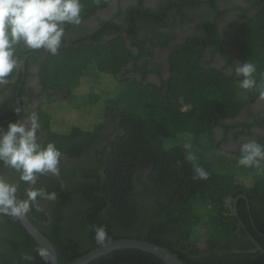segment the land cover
Masks as SVG:
<instances>
[{"label": "trees", "instance_id": "1", "mask_svg": "<svg viewBox=\"0 0 264 264\" xmlns=\"http://www.w3.org/2000/svg\"><path fill=\"white\" fill-rule=\"evenodd\" d=\"M112 1L80 0L81 22L108 8ZM135 1L124 17L126 27L111 21L100 22L93 33L84 30L73 35L78 25L65 24L58 54L48 53L42 61L43 85L47 68L54 59L79 62L80 75L74 89L77 88L78 95H92L96 100L82 108L70 109L64 101L54 108L50 104L39 106L36 113L41 128L37 135L43 144L54 143L62 155L76 160L90 147L87 160L70 168L60 162L59 176L42 175L31 186L20 182L17 173V181L5 180L18 185L17 196L21 200L27 198L25 192L29 188L57 193L55 201L39 199L27 214L33 226L53 245L57 264H70L98 248L93 230L99 226L110 237L106 243L147 241L169 249L185 264H264V253L239 227L240 219L264 251V181L247 186L237 173L219 171L215 166L218 161L219 166L223 162L238 165L240 148L226 150L215 145L213 152L223 153L222 158L197 159L195 163L209 173V178L203 181L193 180V165L185 159L186 141L190 140L194 147L200 135L211 140L214 127L235 119L243 107L259 96L253 89L244 100L240 99L236 91L240 77L204 66L206 42L202 38L191 37L170 50L169 77L161 87L143 85L133 79L142 87L138 96L148 107L150 116L116 112L113 120L110 118L111 132L104 136L110 109L103 101L115 99L125 88L127 80L123 75L140 70L126 40L131 37L130 46L138 49L139 57L152 55L144 48L146 42L153 47H170L175 36L164 35L158 28H173L182 25L184 20L191 21L186 12L197 8L200 0H158L153 9L145 7L143 0ZM253 1L252 8L258 11L257 0ZM212 9L216 11L214 23L209 20L205 23L211 34L210 41L217 43L214 24L222 20L224 12L217 6L212 5ZM239 23L235 28V53L240 63L247 61L256 65L255 77L259 83L264 77V9L255 16H245ZM142 25L152 35H145L143 40L139 36ZM108 28L119 35L105 38ZM45 53L43 49H28L22 42L16 46L18 67L1 90L7 92L2 119L11 118L15 122L17 102L21 106L29 103L23 97L28 98L33 91L25 89L24 78L30 76L29 64L38 65ZM130 62L132 69L127 70ZM51 98L48 95L47 102H53ZM69 110L77 114L65 117L64 112ZM250 116L254 118L252 113ZM257 123L264 125L263 120ZM96 142L103 144L99 143V148L94 145ZM239 195L246 197L249 210L245 200L240 199L236 217L225 206L224 199ZM44 202L47 205L42 206ZM197 204L205 210L198 212ZM40 248L19 219L0 217V264H27L21 259L24 254L34 257L31 264H45L37 255ZM88 264L164 263L149 253L123 249Z\"/></svg>", "mask_w": 264, "mask_h": 264}, {"label": "clouds", "instance_id": "2", "mask_svg": "<svg viewBox=\"0 0 264 264\" xmlns=\"http://www.w3.org/2000/svg\"><path fill=\"white\" fill-rule=\"evenodd\" d=\"M82 4L80 0H0V85L18 67L15 48L21 42L31 50H45L55 56L61 47L65 34L64 25L81 23ZM238 86L244 91L255 89L259 99L264 100V77L259 83L255 77L256 65L242 62L234 67ZM41 125L35 112L29 113L25 120L10 122L7 130L0 129V167L18 174V179L26 185H35L40 176L60 175L61 151L54 143L46 145L37 133ZM186 161L193 165V180H207L209 173L196 164L197 156L190 140L184 144ZM237 164L243 168L264 171V144L250 140L240 147ZM18 185L0 177V217L22 219L27 216L32 205L39 199L55 201L57 193L44 188H29L26 199H18ZM94 240L98 246H105L110 239L103 226L94 228ZM37 255L50 264V253L46 248L37 250ZM21 259L31 264L34 257L22 255Z\"/></svg>", "mask_w": 264, "mask_h": 264}, {"label": "flooded vegetation", "instance_id": "3", "mask_svg": "<svg viewBox=\"0 0 264 264\" xmlns=\"http://www.w3.org/2000/svg\"><path fill=\"white\" fill-rule=\"evenodd\" d=\"M137 1L135 0H113L108 8L98 11L94 16L90 17L88 20L81 22L78 25V29L73 32V35L76 33L81 34L82 32L88 31L89 33H93L96 31L100 24V22H108L111 21L114 25H121L126 27V23H124V17L126 16L127 10H131L130 7L134 5ZM158 0H143L145 7L155 8ZM197 8L194 10H189L187 15L191 17V21L184 20V23L181 25H177L176 27H164L158 28V32L164 35L175 36V38L170 43V47L167 46H158L153 47L150 42H146L144 45L145 49H148L151 52V56H138V49L130 46L128 38L125 44L134 54L136 61L139 65V71L135 73H130L129 75L121 74L122 78L127 77L129 80H136L142 84H152L157 88L161 87L162 83L166 82L169 77L168 70V56L170 50L175 48L177 44H180L183 41L191 37H200L206 42V48L204 51L203 62L204 66L210 68H216L219 71H222L228 75L235 74L234 67L240 63L235 53V28L238 23L243 22L245 16L252 17L257 13L259 14L264 9V0H257L256 5L259 10L257 11L255 8H252L254 3L253 0H200L197 1ZM214 7H218L221 11H223L222 20L215 21L214 30L216 35L218 36V42L212 43L209 39L211 34H208L207 31L208 26L205 22L209 20V23H214V18L216 16L215 9H212V5ZM130 12V11H129ZM204 23V25H203ZM239 23V24H240ZM143 27V25H142ZM85 30V31H84ZM148 29L143 27V31L140 33V39H144V36L148 34V37L152 35L148 33ZM72 35V34H71ZM117 33L113 30L109 29L104 34L105 38L113 39L115 38ZM126 37V36H124ZM127 39V38H125ZM216 39V37H215ZM45 55L40 59V63H31L28 67V72L30 76H26L24 78V86L25 89L31 88L33 94H29V97H23V101L29 100V103L26 106H21L20 102H17V111L14 115L15 119L25 120L26 116L31 112H37L38 107L42 106L39 100L41 97L45 98L48 95H53L49 89H44V85L41 83V73H42V61L47 59L48 52L45 51ZM134 68V67H133ZM25 66L22 64V71H24ZM127 70L132 69V63L130 62L126 68ZM123 72V71H122ZM143 72V74H142ZM22 74H25L22 72ZM237 77V76H236ZM16 77L13 79V81ZM8 83V81H7ZM0 85V115L1 111L6 105V95L7 92L1 91L5 85ZM18 97V96H17ZM54 99V98H51ZM57 99V98H55ZM46 103L48 100H44ZM25 107V108H24ZM27 107L30 109L28 111ZM250 113L254 115V118L250 116ZM13 117V118H14ZM12 118V119H13ZM15 120V122L17 121ZM257 120L264 121V100L259 99V96L255 99L251 104L243 107L240 111L239 115L233 120H225L221 122V126H216L213 128V136L216 139V145H220L221 149L226 150H236L240 148L242 144L255 140L257 143L264 144V125L261 126L257 123ZM11 122V118L2 119L0 117V129L7 130L8 123ZM244 126H248V128L243 129ZM111 127L107 125V129H105L104 136H106L111 131ZM103 136V137H104ZM101 143V142H99ZM96 142L94 145L98 146L99 144ZM103 143H101L102 145ZM100 148V146H98ZM90 148V147H89ZM85 148L82 156H80L77 160L72 157H66L64 155L61 156L60 162L66 164L69 168L75 166V164L80 161L84 162L87 160L88 149ZM94 148V146L92 147ZM97 148V147H95ZM60 164V163H59ZM89 164V163H88ZM59 166V165H58ZM90 166V165H88ZM51 175V174H49ZM0 176L6 180L16 179V173L10 169L0 168ZM240 199H244L247 205V209L249 210V205L246 197L239 195L236 198L227 197L224 199L225 206L229 209V211L238 217L237 205ZM47 205V203H43L42 206ZM262 205V204H261ZM252 227L255 229L253 222L250 220ZM239 227L243 229L246 233L247 237L253 239L252 235L247 231L243 221L239 219ZM260 236L262 233L257 232ZM254 240V239H253ZM255 241V240H254ZM252 242V241H251ZM256 242V241H255ZM253 243V242H252ZM257 243V242H256ZM254 244V243H253ZM258 244V243H257ZM255 245V244H254ZM259 245V244H258ZM256 247V245H255ZM260 247V246H259ZM257 248V247H256ZM261 252L264 251L257 248Z\"/></svg>", "mask_w": 264, "mask_h": 264}, {"label": "rangeland", "instance_id": "4", "mask_svg": "<svg viewBox=\"0 0 264 264\" xmlns=\"http://www.w3.org/2000/svg\"><path fill=\"white\" fill-rule=\"evenodd\" d=\"M70 63L66 62L62 58L54 59V61L48 66L45 79H44V85L51 91L53 95H55L51 101L53 102H46L44 100L46 99L41 97L42 99L39 100L40 104L42 106H46V104H50L52 108H54L59 102H65L67 106L72 108H82L84 105H89V103H92L96 100L95 96L88 94H80L78 95L76 93L75 88V82L78 78L79 72H80V63L76 62ZM125 80H127L125 88L120 92V94L113 100H104L103 105L107 106V108L110 109L109 114V126H111L110 118L113 120L114 115H116V112H125L130 114H135L139 116H150V111L144 103L140 102L139 99V91L142 88L137 83L133 82L132 80H129L127 77H123ZM74 85V86H73ZM146 85V84H143ZM237 95L240 99L244 100L245 96L249 95V91H244L239 88L237 85L236 87ZM69 92V93H67ZM57 98V99H55ZM66 99V100H65ZM61 100V101H59ZM58 108V107H57ZM55 108V109H57ZM49 110V109H48ZM183 110H186L184 108ZM74 111H67L64 112L65 117H71L74 116ZM77 114V113H76ZM57 118V117H55ZM216 145V139L215 137L210 139H207L204 135H200L197 137L195 146L193 147V151L196 153L197 159L204 160L205 158H208L210 160H218L222 158V154L220 152H213ZM234 150V149H233ZM213 152V153H212ZM216 169L219 171H225V172H231L237 173L239 175L240 181H246V185L250 186L254 183H260L264 181V171H258L257 169L253 168V170L246 169L243 167H240L238 165H227L221 163L219 166V161L215 164ZM226 169V170H225ZM228 170V171H227ZM196 210L198 212H203L205 210V207H202L200 205H196ZM197 212V213H198ZM202 248H204L202 246Z\"/></svg>", "mask_w": 264, "mask_h": 264}, {"label": "water", "instance_id": "5", "mask_svg": "<svg viewBox=\"0 0 264 264\" xmlns=\"http://www.w3.org/2000/svg\"><path fill=\"white\" fill-rule=\"evenodd\" d=\"M19 199V198H18ZM21 226L25 231L30 235V237L41 247L46 248L50 253V264H57V253L51 244V242L43 236L30 222L28 217L19 219ZM250 240L260 249L259 245L250 237ZM123 249H132L142 252L149 253L158 259H160L164 264H185L182 262L177 255L170 252L169 249L164 247L149 243L147 241L141 240H115L106 243L105 246L92 250L88 254L76 259L70 264H88L95 259L106 255L110 252L123 250Z\"/></svg>", "mask_w": 264, "mask_h": 264}]
</instances>
